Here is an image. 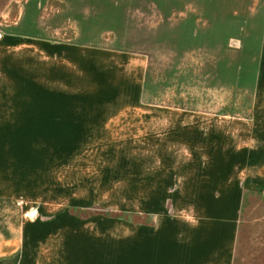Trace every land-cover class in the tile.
I'll return each mask as SVG.
<instances>
[{
    "label": "rangeland",
    "instance_id": "rangeland-1",
    "mask_svg": "<svg viewBox=\"0 0 264 264\" xmlns=\"http://www.w3.org/2000/svg\"><path fill=\"white\" fill-rule=\"evenodd\" d=\"M5 34L0 264L228 253L233 187L264 183V0H0ZM242 219L261 253L264 201Z\"/></svg>",
    "mask_w": 264,
    "mask_h": 264
},
{
    "label": "crops",
    "instance_id": "crops-1",
    "mask_svg": "<svg viewBox=\"0 0 264 264\" xmlns=\"http://www.w3.org/2000/svg\"><path fill=\"white\" fill-rule=\"evenodd\" d=\"M7 36L8 35L5 34L3 35V37L2 36L0 37L1 38L0 46L2 48L7 50H13V48L19 47L18 40L14 41L12 40V38H5ZM4 59H7L6 63L10 62V64H12V62H14L16 63V65H19V55L16 56L5 55ZM5 67L6 68L1 72L5 71L6 74H11V75L16 73L15 76H19L18 75L19 66H17L16 70H10L12 68L7 69V66ZM248 184H245L243 186L241 185L239 186L237 184V186L233 187L236 193L234 196H232V200L234 201L233 205L236 206V212H235L236 215L234 218V220H236V226L228 253L216 252V251L212 252L208 249L204 250L202 248L203 245L201 246L200 244H198V246H192V247H186L187 245L186 246L182 245L181 247H178V250H184L183 252L185 254L179 255L178 253L179 256L176 259L177 264H185V263L193 264L195 261L196 262L202 261L203 256H207V258H205V261H208L210 259V261L213 262L214 260L213 256H215L216 254H218V256H220L221 258H223L222 259L223 262L219 260L220 264L222 263L223 264H258L257 262L259 261L260 257L264 255V250H262L261 253L257 251L254 252V250H249L248 246L244 245V243L242 242L243 233L242 235H240L241 231H238V225L239 223H242L244 210L247 206H249L250 201L252 200L264 201V183H262V185L259 186H255L253 184L248 185ZM200 248H202L203 250H199Z\"/></svg>",
    "mask_w": 264,
    "mask_h": 264
}]
</instances>
